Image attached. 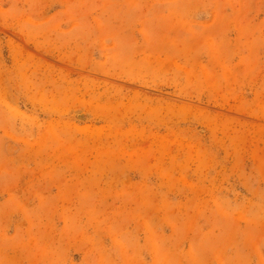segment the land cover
<instances>
[{"label": "rangeland", "instance_id": "374dc122", "mask_svg": "<svg viewBox=\"0 0 264 264\" xmlns=\"http://www.w3.org/2000/svg\"><path fill=\"white\" fill-rule=\"evenodd\" d=\"M0 264H264V0H0Z\"/></svg>", "mask_w": 264, "mask_h": 264}]
</instances>
